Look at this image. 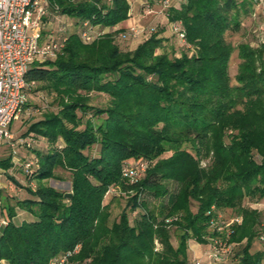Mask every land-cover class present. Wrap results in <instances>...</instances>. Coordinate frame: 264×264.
Listing matches in <instances>:
<instances>
[{"label": "trees", "instance_id": "16d2710c", "mask_svg": "<svg viewBox=\"0 0 264 264\" xmlns=\"http://www.w3.org/2000/svg\"><path fill=\"white\" fill-rule=\"evenodd\" d=\"M47 2L48 10L74 18L78 30L46 42L62 47L54 58L32 62L25 73L29 88L54 95L57 109L44 112L21 135L36 141L39 136L48 145L33 149L38 165L30 173L24 170L29 197H5L0 207L6 218L0 261L61 264L70 251L66 264H191L188 240L208 244L216 235L208 221L217 208L243 218L230 238L245 240L238 264H261L264 252L250 253L260 215L242 202L264 198V45L237 46L240 62L231 85L234 48L225 38L240 30L253 0H185L169 6L167 21L181 24L189 47L178 57L157 52L166 40L164 29L130 51L115 42L119 30L82 42L83 22L100 31L114 27L129 17L128 0ZM92 93L106 96V104H92ZM94 145L98 149L91 155ZM165 152L170 155L163 157ZM132 159L146 160L148 167L129 183L121 169ZM205 159L209 163L201 166ZM13 166L12 156L0 159L5 173ZM57 168L70 174V197L46 183L57 178ZM110 188L133 192L114 221L110 202L103 203ZM145 192L159 200L156 207L139 200ZM16 208L34 219L14 224Z\"/></svg>", "mask_w": 264, "mask_h": 264}, {"label": "rangeland", "instance_id": "374dc122", "mask_svg": "<svg viewBox=\"0 0 264 264\" xmlns=\"http://www.w3.org/2000/svg\"><path fill=\"white\" fill-rule=\"evenodd\" d=\"M131 4L132 11L131 14L134 17L133 22L128 26L127 32H121L120 36L115 38V42L124 51H130L135 49V47L140 44L143 40L148 38L150 34L158 30L164 29L161 33V36L166 38L163 42L162 50H157V52L164 51L170 56L178 57L184 51H189L188 45L185 44L175 33L177 26L181 27V24L178 23H168L166 16V9L169 6L179 7L182 2L185 0H129ZM176 26V27H174ZM174 27V28H173ZM226 41L233 46V52L231 54L228 72L230 76L231 85H235V74L237 71V66L240 62L237 55V46L241 43H248L252 48H259L261 45H264V0H253V5L251 12L244 16L241 20V27L238 32L228 31L225 35ZM36 86H31L27 90V107L20 115L19 119L14 120L11 124V131L14 139L22 137L28 125L41 118L42 114L46 111H55L57 109L56 102L54 101V95L48 94L44 90L35 89ZM107 97L101 94L92 93L91 94V103L99 106H104L106 104ZM36 143L32 148H28L23 144H15L14 147L9 146L6 143L0 145V159L6 158L7 156H12V163L14 164L11 170H8L7 173L0 179V187L2 185H7V188L4 189L1 187L0 192L3 197L2 202L4 203L5 197H14L17 199H25L29 197V193L25 189V186H31L26 178V172L22 164L26 161L33 160L34 166L38 165L37 157L35 156L33 149L35 150H45L47 148V141L42 139L39 136ZM23 138V137H22ZM25 138V137H24ZM98 146L94 145L88 153L93 155L96 153ZM170 155V152H165L162 156L167 157ZM29 159V160H28ZM254 159L259 160L258 155L254 154ZM133 160V159H132ZM210 159H205L201 161V166H206L209 163ZM57 178L49 179L46 183L58 190L64 192H70V174L68 171L61 168H57L55 171ZM10 176L14 178L20 186H16ZM35 184V182H32ZM169 191L175 192L177 187L173 183L168 184ZM133 194V192L126 193L123 191H118V188H110L105 194L103 203L107 204L110 202V220L114 221L118 219V216L121 210L124 208L128 197ZM9 200V199H7ZM139 200L146 203V208L149 209L156 207L159 203V200H155L147 192L140 194ZM12 203L13 200L10 199ZM242 205L248 209L255 210L259 213L260 218L257 223V236L254 239L252 246L250 248V253L254 254L257 252H264V240L260 239L262 233L264 232V198L261 200H249L245 198L242 202ZM133 211L130 215V218H134L137 215V212ZM213 214L221 213L223 218L229 222L231 219L236 218L230 227L225 228V233L223 234V239L226 240V244L229 245L230 251L226 254L223 260L219 261L218 264H238L239 256L241 255V248L244 245L245 240L242 243L230 241L231 235L234 232V229L239 226L243 218L240 214L235 213L234 211H219L217 208L212 209ZM176 218V217H171ZM211 231V227H209ZM206 238V237H205ZM170 240L173 246L177 244V232L174 227L170 228ZM194 245L197 251V257L201 258L203 264H210L209 260L204 255L208 250L207 244L198 245L197 242L193 239L188 240V249L190 245ZM155 250L160 249V244L157 240H154ZM77 250V249H76ZM76 250L74 252H76ZM191 251V250H190ZM190 260L193 258L189 256ZM195 259V258H194ZM74 264H77L74 263ZM261 264H264V259L261 261Z\"/></svg>", "mask_w": 264, "mask_h": 264}, {"label": "built area", "instance_id": "2783aa9c", "mask_svg": "<svg viewBox=\"0 0 264 264\" xmlns=\"http://www.w3.org/2000/svg\"><path fill=\"white\" fill-rule=\"evenodd\" d=\"M47 5V0H0V145L6 143L14 147L15 144H23L31 147L36 142L33 137L14 139L11 124L19 119L24 110L29 88L25 73L29 65L34 61L54 58L62 47V44L54 42L39 45L44 18L48 14ZM103 33L88 22H83L79 30L80 39L84 43L92 42ZM175 33L184 41L180 26H177ZM33 165L34 161L29 160L23 163V168L30 173ZM147 167L146 160L128 161L121 169V176L129 183L137 182L143 177ZM4 174V170L0 168V179ZM170 220L171 218L166 222ZM234 220L237 219L227 222L219 212L210 216L208 225L216 233L209 238L208 250L204 253L210 264H218L224 259L225 253L230 251L223 234ZM0 223L4 225L5 221L1 220ZM260 239L264 240V232ZM71 253L67 252L60 263L66 264ZM191 264L203 263L201 258H195Z\"/></svg>", "mask_w": 264, "mask_h": 264}, {"label": "crops", "instance_id": "0c3cea01", "mask_svg": "<svg viewBox=\"0 0 264 264\" xmlns=\"http://www.w3.org/2000/svg\"><path fill=\"white\" fill-rule=\"evenodd\" d=\"M129 4L130 1L128 0ZM132 8L130 4V10H129V17L115 25L114 27H106L101 29L103 32H109V31H114V30H119L118 34H121V32H127L128 26L133 22L134 17L132 16L133 14L131 13ZM132 14V15H131ZM76 20L72 17H69L64 14H59L55 12L52 8H49L48 14L44 18L43 26L41 29V37L39 40V45L43 46L46 44V42L51 41V40H58L61 36H68L70 33L78 30V27L76 25ZM2 188L6 189L7 185H2ZM0 187V189H1ZM2 194V192H0ZM3 195V194H2ZM3 199V198H2ZM0 197V207L2 206L3 202ZM5 220L6 218H1L0 216V221ZM34 218L30 213H28L25 210L16 208V214L12 218V222L16 225H19L20 223L24 221H31ZM2 227V224L0 223V228ZM198 245H201L200 243L197 242ZM203 246V245H201ZM190 249H188V254L191 256L193 259L196 258L198 255L196 254L198 250H196L194 245L189 246ZM204 247V246H203ZM191 250V251H190ZM205 255H201L203 257ZM208 259V258H207ZM0 264H8L6 261L1 260Z\"/></svg>", "mask_w": 264, "mask_h": 264}, {"label": "water", "instance_id": "95a60500", "mask_svg": "<svg viewBox=\"0 0 264 264\" xmlns=\"http://www.w3.org/2000/svg\"><path fill=\"white\" fill-rule=\"evenodd\" d=\"M70 196H71L70 192L65 193V197H70Z\"/></svg>", "mask_w": 264, "mask_h": 264}]
</instances>
